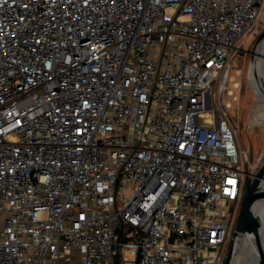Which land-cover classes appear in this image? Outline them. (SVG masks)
Returning a JSON list of instances; mask_svg holds the SVG:
<instances>
[{
    "label": "built area",
    "instance_id": "1",
    "mask_svg": "<svg viewBox=\"0 0 264 264\" xmlns=\"http://www.w3.org/2000/svg\"><path fill=\"white\" fill-rule=\"evenodd\" d=\"M263 11L0 0V264H223L259 162L204 110Z\"/></svg>",
    "mask_w": 264,
    "mask_h": 264
},
{
    "label": "rangeland",
    "instance_id": "2",
    "mask_svg": "<svg viewBox=\"0 0 264 264\" xmlns=\"http://www.w3.org/2000/svg\"><path fill=\"white\" fill-rule=\"evenodd\" d=\"M260 27L264 29V11L261 16ZM242 50L239 58L234 62L233 68L229 71L225 89L222 96L215 93L217 82L212 85V101L214 111L204 110L209 114L217 112L220 117H224L222 109L219 107L220 100L223 101V107L227 112L228 121L237 133V140L242 150L249 154L252 149L253 162L258 163V168L264 163V98H260L256 89L250 82V51L259 35L246 31ZM262 50V48H261ZM258 72L264 74V54L259 57ZM203 118L200 116L199 121ZM249 164L245 166V170L249 172ZM235 228V227H234ZM251 248V241L244 248L238 264H244L248 250ZM246 252V253H245ZM124 264L123 256H121Z\"/></svg>",
    "mask_w": 264,
    "mask_h": 264
},
{
    "label": "water",
    "instance_id": "3",
    "mask_svg": "<svg viewBox=\"0 0 264 264\" xmlns=\"http://www.w3.org/2000/svg\"><path fill=\"white\" fill-rule=\"evenodd\" d=\"M264 41V29L257 37L250 51V68L257 62L258 48ZM264 91V87H263ZM253 152L250 150V160H253ZM264 197V163L255 172L250 173L246 182L239 217L234 228L230 245L225 255L223 264H238L242 249L254 238L258 241L260 219L256 214V207L260 205V199ZM260 264H264V253L261 251Z\"/></svg>",
    "mask_w": 264,
    "mask_h": 264
},
{
    "label": "bare ground",
    "instance_id": "4",
    "mask_svg": "<svg viewBox=\"0 0 264 264\" xmlns=\"http://www.w3.org/2000/svg\"><path fill=\"white\" fill-rule=\"evenodd\" d=\"M263 54H264V41L261 43V45L258 48L257 62L253 66L250 72L251 83L253 87L256 89L260 98H264V91H263L264 74L258 72L259 69H257V63L259 61V57L262 56ZM255 212L259 216V219L261 220L259 224V236H258L259 238L258 241L255 238L253 241H251V248H249V250L247 251L248 254L246 256L244 264H260L261 251L264 253V197L260 199V205L259 207H256ZM244 248L242 249V253H244Z\"/></svg>",
    "mask_w": 264,
    "mask_h": 264
},
{
    "label": "trees",
    "instance_id": "5",
    "mask_svg": "<svg viewBox=\"0 0 264 264\" xmlns=\"http://www.w3.org/2000/svg\"><path fill=\"white\" fill-rule=\"evenodd\" d=\"M257 65H258V63H257Z\"/></svg>",
    "mask_w": 264,
    "mask_h": 264
}]
</instances>
